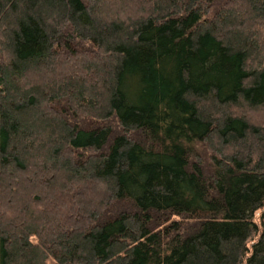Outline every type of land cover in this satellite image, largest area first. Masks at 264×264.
Instances as JSON below:
<instances>
[{"label": "trees", "instance_id": "1", "mask_svg": "<svg viewBox=\"0 0 264 264\" xmlns=\"http://www.w3.org/2000/svg\"><path fill=\"white\" fill-rule=\"evenodd\" d=\"M113 1L0 0V264H264V0Z\"/></svg>", "mask_w": 264, "mask_h": 264}, {"label": "rangeland", "instance_id": "2", "mask_svg": "<svg viewBox=\"0 0 264 264\" xmlns=\"http://www.w3.org/2000/svg\"><path fill=\"white\" fill-rule=\"evenodd\" d=\"M116 1H113V0H103L102 2V10L100 8V11H102V15L106 18H115L117 17V15L120 13V16L123 17V12L124 13H128V11L130 10L128 8L127 5L124 6V9L122 7L118 8L120 9L119 10V13H118V10H117V7L119 6H112V3H115ZM122 10V11H121ZM117 14V15H116ZM129 14V13H128ZM124 18V17H123ZM246 115L247 117H249L250 121L253 122V123H257V124H261L263 122L264 124V112L263 111H260V112H252V113H249V111L246 110ZM258 216H259V211L256 212L255 214V219H258ZM257 237H254V240H256Z\"/></svg>", "mask_w": 264, "mask_h": 264}]
</instances>
